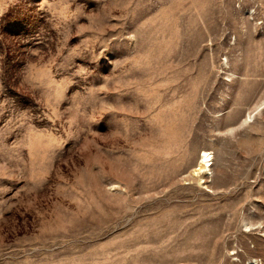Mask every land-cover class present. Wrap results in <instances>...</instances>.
I'll use <instances>...</instances> for the list:
<instances>
[{
  "label": "rangeland",
  "instance_id": "rangeland-1",
  "mask_svg": "<svg viewBox=\"0 0 264 264\" xmlns=\"http://www.w3.org/2000/svg\"><path fill=\"white\" fill-rule=\"evenodd\" d=\"M254 261L264 0H0V264Z\"/></svg>",
  "mask_w": 264,
  "mask_h": 264
},
{
  "label": "bare ground",
  "instance_id": "bare-ground-1",
  "mask_svg": "<svg viewBox=\"0 0 264 264\" xmlns=\"http://www.w3.org/2000/svg\"><path fill=\"white\" fill-rule=\"evenodd\" d=\"M209 157H210V153H208L207 151L206 152H202V154H201V156H200V160H201V162H200V167H199V174L201 173V174H206V173H208L209 171H210V169H206V167H211V164L209 165V164H207L209 161H210V159H209ZM207 164V165H206ZM200 174V175H201ZM208 175V174H207ZM201 177V176H200ZM252 261V260H251ZM254 263L255 264H257L258 262L257 261H254Z\"/></svg>",
  "mask_w": 264,
  "mask_h": 264
}]
</instances>
